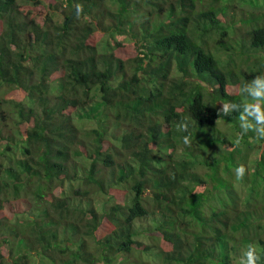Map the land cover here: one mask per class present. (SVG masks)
Masks as SVG:
<instances>
[{
    "label": "trees",
    "instance_id": "obj_1",
    "mask_svg": "<svg viewBox=\"0 0 264 264\" xmlns=\"http://www.w3.org/2000/svg\"><path fill=\"white\" fill-rule=\"evenodd\" d=\"M259 75L264 0H0V264H264Z\"/></svg>",
    "mask_w": 264,
    "mask_h": 264
},
{
    "label": "clouds",
    "instance_id": "obj_2",
    "mask_svg": "<svg viewBox=\"0 0 264 264\" xmlns=\"http://www.w3.org/2000/svg\"><path fill=\"white\" fill-rule=\"evenodd\" d=\"M80 6H77L76 12L79 14ZM252 85H255L253 87ZM250 98L245 102V110L238 116L241 132L238 134L235 143L238 145L243 136L249 132L254 133L257 140H264V75L256 76L249 82ZM219 114L225 115L231 112L225 107L218 109ZM178 130L184 132L188 131V124L186 122L177 125ZM183 142L191 146L190 136H184ZM247 173L245 165L240 164L234 169V176L236 180H243ZM260 256L257 254L255 244H249L246 250L242 251L238 259V264H259Z\"/></svg>",
    "mask_w": 264,
    "mask_h": 264
},
{
    "label": "rangeland",
    "instance_id": "obj_3",
    "mask_svg": "<svg viewBox=\"0 0 264 264\" xmlns=\"http://www.w3.org/2000/svg\"><path fill=\"white\" fill-rule=\"evenodd\" d=\"M116 36H117V38H121V35H116ZM89 120H90V121H89ZM93 120H95V119H94V118L87 119L86 121H88V122H87L85 125H86L87 127H90V126L94 125V121H93ZM238 120H239V119H238ZM220 122H221V121H220ZM225 124H226V123H224V122L219 123V124H217V127L225 126ZM241 144H242V142H241ZM240 184H241V183H240ZM66 187H68V185H67ZM238 187H239V186H238ZM57 190L60 191V188H58ZM245 190H246V188H245ZM94 196H95V199H96L97 202H98V203L95 202L96 205H101L102 202H103V200H104V197H103V196L99 197V194H95ZM145 222H146V220L139 222V224H141V225H145ZM142 239L146 240V237L143 235V236H142ZM143 256H144V255H143Z\"/></svg>",
    "mask_w": 264,
    "mask_h": 264
},
{
    "label": "water",
    "instance_id": "obj_4",
    "mask_svg": "<svg viewBox=\"0 0 264 264\" xmlns=\"http://www.w3.org/2000/svg\"><path fill=\"white\" fill-rule=\"evenodd\" d=\"M76 12V9L74 8L73 11L71 12L70 16H72Z\"/></svg>",
    "mask_w": 264,
    "mask_h": 264
}]
</instances>
